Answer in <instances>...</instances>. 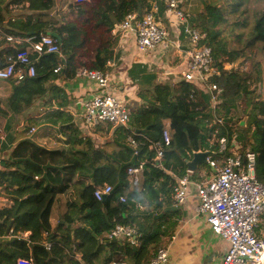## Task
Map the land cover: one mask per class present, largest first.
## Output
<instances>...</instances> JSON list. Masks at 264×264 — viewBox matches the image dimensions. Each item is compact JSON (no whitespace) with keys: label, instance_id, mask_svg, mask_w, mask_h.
<instances>
[{"label":"trees","instance_id":"obj_1","mask_svg":"<svg viewBox=\"0 0 264 264\" xmlns=\"http://www.w3.org/2000/svg\"><path fill=\"white\" fill-rule=\"evenodd\" d=\"M4 1L0 0V5ZM199 1L201 10H191L190 24L206 34L214 60L219 62L220 75L212 82L222 94L215 109H211L204 89L183 80L158 83L147 66L132 64L128 75L138 86L136 96L141 105L129 111L127 128H114L112 138L105 143L110 150L82 136L72 115L65 111L69 101L56 81L76 76L83 67L79 51L94 42L88 69L105 71L106 63L115 58L109 32L129 13H136L140 19L150 10V0L69 3L64 10L60 8V16L66 21L62 30L65 36L56 34L61 55L40 57L32 78L0 82L6 88V95L0 97V137L4 138L0 139V190L8 197L0 206V237H11L0 243V264H15L18 259H30L33 264H148L159 248L167 246L177 221L184 216L172 199L175 177L184 176L187 160L195 152L208 149L213 137L224 136L229 143L234 140L254 152L255 176L264 182L262 65L247 58L242 50L227 49L218 40V27L225 22L223 11L213 0ZM245 3L247 0H231L228 13H237ZM8 4L40 13L52 8L54 2L9 0ZM25 18L29 21H10L0 30L16 37L39 34L43 26L40 17L35 22L30 21L33 16ZM248 34L247 48L256 42L264 44V11L256 14ZM14 50L0 44V64ZM240 59L239 67L223 69V64ZM40 109L44 110L43 123L57 129L65 149H46L30 138H20L21 133L14 130L19 123L16 117L20 120ZM27 120L31 124V119ZM165 122L170 126V143L164 147L159 166L152 145L161 141ZM130 136L137 144L135 149L127 143ZM139 165L142 171L138 181L130 183L127 170ZM105 185L110 186V194L96 201L93 191ZM58 196L66 197L65 211L50 231L49 216ZM261 220L264 222V213ZM115 225L136 228L137 246L108 240L105 235ZM259 227L262 229V224ZM23 233H28L25 240L19 237Z\"/></svg>","mask_w":264,"mask_h":264},{"label":"built area","instance_id":"obj_2","mask_svg":"<svg viewBox=\"0 0 264 264\" xmlns=\"http://www.w3.org/2000/svg\"><path fill=\"white\" fill-rule=\"evenodd\" d=\"M91 1L74 0L76 4H88ZM185 2L186 0H150L148 12L140 19L136 13L127 14L122 22L114 25L110 35L120 40L128 33H133L136 48L142 55L153 52L162 55L170 46L179 50L185 60V67L179 74V80L204 89L210 97L211 109H215L222 94V89L212 82L214 77L220 75L219 62L214 60L206 34L191 26L190 13L185 7ZM161 7L163 10L160 16ZM166 22L173 30V39L167 30ZM180 36L185 39L183 50L178 42ZM3 43L15 50L1 61L2 83L32 78L36 74V64L40 57L46 54L61 55L58 37L50 33L16 37L5 35L0 30V44ZM17 45L25 48L17 49ZM233 62H230L231 66H226L228 63L223 64V69L235 68ZM58 70L59 68L54 70V73ZM76 76L94 82L103 91L108 88L110 82L109 74L98 70L83 68ZM193 96L194 93L190 95V99ZM79 118L88 128L99 125H108L113 129L127 128L130 112L126 101L105 91L94 94L81 103ZM33 132L34 129L31 128L27 136ZM170 135L169 122H165L161 141L152 145L154 159L159 166L164 147L170 143ZM0 139L3 140V136ZM127 143L134 149L137 147L131 136L128 137ZM208 146V149L197 151L190 157L201 155L210 174L204 176V181L196 182L192 179L193 171L187 167L183 177H175L173 202L175 206L182 207L188 198V188L190 186L195 188L199 202L195 208L196 214L204 217L211 232L227 246L220 264H264V222L263 228L259 229L262 224L261 215L264 213V182H259L255 176L256 154L234 140L229 143L224 136L211 138ZM216 152L218 156L214 155ZM189 162L190 158L186 165ZM141 171L142 165L129 168L127 170L129 182L136 183ZM110 191V186L105 185L103 189L94 190L93 197L96 201H102ZM105 237L108 240H123L131 246H137L139 234L132 226L115 225ZM44 246L48 249L50 244L44 243ZM168 252L167 247L159 248L148 264H167ZM15 264L33 263L30 259H18Z\"/></svg>","mask_w":264,"mask_h":264},{"label":"crops","instance_id":"obj_3","mask_svg":"<svg viewBox=\"0 0 264 264\" xmlns=\"http://www.w3.org/2000/svg\"><path fill=\"white\" fill-rule=\"evenodd\" d=\"M8 1L9 0H5L4 3L0 5V19H3V22H0V26H5L10 21H29L25 18L26 15H29L31 17L33 16L30 21L35 22L39 17L42 20L43 26L40 30V33H50L54 36H57L56 34L58 32H62V37L65 36V33L62 30L66 24V21L60 16V8L64 10V8L69 3H75L74 0H52L54 2L52 8H50L48 11L38 13L30 11L28 12L26 9H23L21 5L15 7L13 4H8ZM59 1L62 2V7H59ZM165 25L167 26L169 24L166 22ZM169 30L170 37L173 39V30L170 28ZM108 37L113 41V51L115 53V58L106 63V66L107 64L108 66L106 70L103 71L107 72L110 76V82L108 83V88L106 90L103 91L94 82L79 78L77 76L62 81H56L55 83L67 95L69 103L65 111L72 115L73 121L79 128L82 136L92 139L97 146L102 147L105 146V143L112 138L114 129L108 125H99L92 128L86 127L79 118L80 105L84 100L90 99L92 96H94V94H101L107 91L108 93H113L114 95L123 99L126 101V104L129 103V105H132L133 107H131L134 108L137 105H141V102L136 96L138 86L134 85L129 77L130 75H128V70L132 64H142L147 66L149 70L156 71L162 65L161 60L163 58L166 60V57H168L172 52V56L175 57L174 62L176 61V64L178 65H176V68L172 69V73H162L159 76L158 73L155 72L158 83L178 81L179 74L185 67L183 54L180 53L179 50H176L173 46H170L167 52L162 55L158 52L142 55L136 48L135 36L133 33H128L124 39L120 40L117 38H111L110 32ZM178 42L181 44V50L185 49V39L180 36ZM94 43L96 45V42ZM3 44L7 45L6 43ZM92 49L93 48L91 47H86L85 49L81 50V53L79 51V61L81 63L86 60L85 56H90ZM80 69H83V67ZM128 110L130 111L129 108ZM41 112H44V110ZM35 117L37 116H27L26 118L20 119V121L23 122L27 119H33ZM16 120H19V117H16ZM41 130L46 131V133H44V131L43 133H40ZM56 130L57 129L51 125L43 123L34 129L32 135L26 138L32 139L35 143L46 149H65L66 144L64 143V139L61 138L59 134H57ZM51 131L57 134L56 137L58 138V142H55L51 136ZM20 138L23 137L20 136ZM192 159L193 156L192 158L190 157V162ZM200 165H205L203 160L192 166L193 169H191L193 171V175L197 170H199ZM205 174L206 173L203 175H197L193 178V180L196 182L204 181ZM74 190L75 189L72 191ZM7 198V193L1 189L0 206L7 203ZM65 203V196L57 197L51 208L49 224H53V221L59 212H62L59 215L64 213ZM198 203L196 190L193 186H191L188 188L187 201L185 205L181 207L184 211V216L182 219L177 221L178 225L176 230L166 246L169 251V261L167 264H220L222 256L225 253L227 247L226 243L211 232L209 226L205 222L204 217L196 214L195 208ZM51 227L53 229L54 225H51ZM24 234L25 233L20 234L19 237L25 240L27 239L28 234ZM45 237L46 233H44L43 239H45ZM10 240L11 237L9 235L0 237V243L8 242Z\"/></svg>","mask_w":264,"mask_h":264},{"label":"rangeland","instance_id":"obj_4","mask_svg":"<svg viewBox=\"0 0 264 264\" xmlns=\"http://www.w3.org/2000/svg\"><path fill=\"white\" fill-rule=\"evenodd\" d=\"M230 1L231 0H213L212 1L218 5L219 10L223 11V16L225 18V22L218 27V29L220 30V36L218 37V40L222 44H225L227 49L242 50L245 53L247 58L249 56L255 62H259L262 65L263 72H264V44H260L256 42V44H254L251 48L246 47L247 42L249 41L248 33L251 27L253 26L254 18L256 14L260 13L261 11H264V2L257 1V0H247V3H245L239 9L237 13L229 14L228 12L230 11V7H229ZM91 2L93 4L95 0H92ZM185 7L186 9H188V11L191 14V10L193 8L201 10V2L199 0H186ZM166 27H167L168 32H170L169 25ZM237 36H240V37H237ZM94 44L95 43H93V45ZM93 45L91 43L89 46L92 48ZM85 57H86V60L83 61L82 66L83 68L88 69L89 67H91L90 62H89V57L88 56H85ZM174 58L175 57L172 56V52H171L169 56L166 57V60H164L165 58L161 60L162 61V65L160 66L161 69L159 68L156 71L153 70V72L154 73L157 72L159 76L162 73H168V72L172 73V69L176 68V65H178L176 64V61L174 62ZM177 62L179 63L178 60ZM241 62L242 60L240 59L238 61H234L233 63H235V66L239 67ZM226 66H231L230 62H228ZM241 66L243 69H245L246 67L245 60H243V63ZM4 87H5V84H3L2 86L0 85V97L1 98H3L6 95V88ZM131 106L132 105H129V103L127 104V107L130 110L133 107ZM41 111L42 109L39 111H35V113L32 114V116H37V117L31 119V124L28 123V120H25L23 122H21L20 120H15L16 122H19V123L18 125L16 123L14 127L12 125V127L14 128V130L17 129L18 134L21 133V137H25V138L28 137L27 133L31 128L35 129L36 127H39L41 124H43L44 115H43V112ZM240 124H243V123L241 122ZM43 131L44 130H41L40 133H43ZM44 133H46V131H44ZM50 133L52 134L51 136L53 137L55 142H58V138L56 137L57 134L53 133L52 131ZM98 147H102V146H98ZM103 148H105V150H110V148H108L107 146H103ZM204 173H206L205 175L210 174V170L205 165H200L199 170L196 171L192 179L196 177L197 175H203ZM60 213L62 212H59L56 215V217L53 214V216L55 217L54 221L56 223L53 221V224H48L50 231L52 230L51 225H54L55 227L56 224L59 222ZM262 226H263V221H262Z\"/></svg>","mask_w":264,"mask_h":264},{"label":"water","instance_id":"obj_5","mask_svg":"<svg viewBox=\"0 0 264 264\" xmlns=\"http://www.w3.org/2000/svg\"><path fill=\"white\" fill-rule=\"evenodd\" d=\"M135 133H137V132H135ZM201 159H202V156H201V155H198V154H197V155H194V156H193V159L191 160V162L187 164V167H188L189 169H191L193 165H195V164L198 163L199 161H202ZM198 160H199V161H198ZM192 169H193V168H192ZM192 169H191V170H192Z\"/></svg>","mask_w":264,"mask_h":264}]
</instances>
